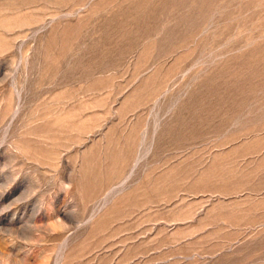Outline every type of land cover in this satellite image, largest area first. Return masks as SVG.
<instances>
[{
  "label": "rangeland",
  "instance_id": "obj_1",
  "mask_svg": "<svg viewBox=\"0 0 264 264\" xmlns=\"http://www.w3.org/2000/svg\"><path fill=\"white\" fill-rule=\"evenodd\" d=\"M0 264H264V0H0Z\"/></svg>",
  "mask_w": 264,
  "mask_h": 264
}]
</instances>
